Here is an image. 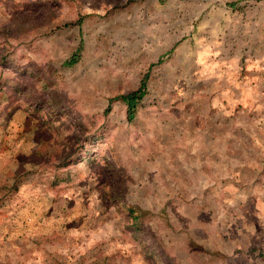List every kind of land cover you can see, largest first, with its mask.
<instances>
[{
  "label": "rangeland",
  "instance_id": "1",
  "mask_svg": "<svg viewBox=\"0 0 264 264\" xmlns=\"http://www.w3.org/2000/svg\"><path fill=\"white\" fill-rule=\"evenodd\" d=\"M39 2L0 0V264H264V0Z\"/></svg>",
  "mask_w": 264,
  "mask_h": 264
},
{
  "label": "trees",
  "instance_id": "2",
  "mask_svg": "<svg viewBox=\"0 0 264 264\" xmlns=\"http://www.w3.org/2000/svg\"><path fill=\"white\" fill-rule=\"evenodd\" d=\"M36 1H40L39 4L41 3V0H36ZM43 1L46 3V0ZM145 92H146V86H145V77H144L141 80L139 86L135 90L118 96V99L122 100L126 105L128 120L131 121L135 118L138 102L141 100ZM135 212L136 211L134 207L127 208V213L130 218L136 219V216L134 215Z\"/></svg>",
  "mask_w": 264,
  "mask_h": 264
}]
</instances>
